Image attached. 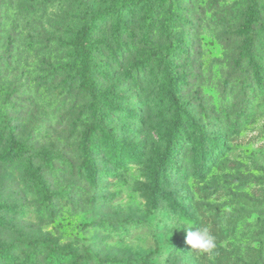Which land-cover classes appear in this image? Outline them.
<instances>
[{
	"label": "rangeland",
	"instance_id": "374dc122",
	"mask_svg": "<svg viewBox=\"0 0 264 264\" xmlns=\"http://www.w3.org/2000/svg\"><path fill=\"white\" fill-rule=\"evenodd\" d=\"M148 3L0 0V127L21 145L0 160V243L17 264L52 253L69 254L63 264H264V86L238 31L252 11L264 69V0ZM92 23L85 90L71 42ZM167 65L191 118L164 183L175 206L148 178L171 126ZM200 133L212 157L197 173ZM184 222L214 236L218 260L191 250Z\"/></svg>",
	"mask_w": 264,
	"mask_h": 264
},
{
	"label": "trees",
	"instance_id": "16d2710c",
	"mask_svg": "<svg viewBox=\"0 0 264 264\" xmlns=\"http://www.w3.org/2000/svg\"><path fill=\"white\" fill-rule=\"evenodd\" d=\"M145 7L149 6L148 0H144ZM125 9L128 11L130 9L129 5H125ZM254 14L252 11H248L246 19L239 28V33L243 35V51L244 57L246 59L247 65L249 66L253 81L258 87L264 86V69L262 65L256 60L255 53L253 51V26H254ZM94 23V22H93ZM86 24L83 26L81 34L78 35L71 44L75 49V56L77 59V76L79 78L80 85L85 90H90L93 85V45L90 43V36L95 29L98 28L97 24ZM119 26L115 24L114 30L118 31ZM138 64L143 63V60H137ZM162 73L164 77V87L166 90L167 99L169 100L170 107L172 108V120L171 126L165 133L166 146L162 153L158 155L156 162L150 167L148 178L152 186L153 195L155 198L162 199L169 205H177L175 198L164 188V183L166 177L169 174V168L174 162L173 158L177 152V145L180 137L182 136V131L185 129V122L191 121L190 114L186 107L183 105L179 98L180 85L183 83L184 78L179 74H175L170 66H164L162 68ZM91 133V132H90ZM201 138L194 145L192 152L190 153L188 160L191 168L200 173L207 168L211 159L210 151L206 150L203 142L206 138L203 133H200ZM8 139V140H7ZM108 139V136L106 137ZM4 140V141H3ZM7 140L6 147L0 153V160L12 159L14 154L18 152V148L21 145L13 139L5 130L0 127V144ZM84 149V162L85 170L90 179H95L97 169L92 163L90 155V144L87 140L83 145ZM116 151L114 149L110 152V157L114 155ZM128 152V151H127ZM132 155L131 152H129ZM181 174L180 169L178 170ZM3 205H0L2 207ZM180 207V206H177ZM189 217V216H188ZM191 219V217H189ZM5 221L0 217V226H3ZM213 255L216 259H219L220 252L219 249H215ZM69 257V254L58 256L57 254H50L44 264H63L65 259ZM0 259L6 264H17L16 257L11 253L9 245L0 243ZM28 264H37L33 259H30Z\"/></svg>",
	"mask_w": 264,
	"mask_h": 264
},
{
	"label": "clouds",
	"instance_id": "9594fccd",
	"mask_svg": "<svg viewBox=\"0 0 264 264\" xmlns=\"http://www.w3.org/2000/svg\"><path fill=\"white\" fill-rule=\"evenodd\" d=\"M185 226H188L186 243L191 246V250L202 253H211L215 250L217 246L215 238L206 228H193L187 222H184Z\"/></svg>",
	"mask_w": 264,
	"mask_h": 264
}]
</instances>
